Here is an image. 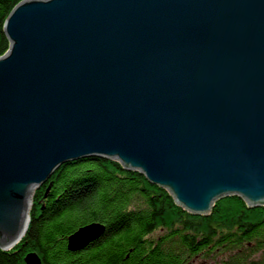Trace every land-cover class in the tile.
Masks as SVG:
<instances>
[{"label":"water","instance_id":"water-1","mask_svg":"<svg viewBox=\"0 0 264 264\" xmlns=\"http://www.w3.org/2000/svg\"><path fill=\"white\" fill-rule=\"evenodd\" d=\"M4 32L1 248L26 232L34 190L89 156L196 214L230 194L264 204V0H22Z\"/></svg>","mask_w":264,"mask_h":264},{"label":"trees","instance_id":"trees-1","mask_svg":"<svg viewBox=\"0 0 264 264\" xmlns=\"http://www.w3.org/2000/svg\"><path fill=\"white\" fill-rule=\"evenodd\" d=\"M20 1L0 0V56L10 47L4 32L6 18ZM50 182L49 203L60 205L52 211V220L58 221L55 226L58 234L72 233L80 224L92 219L112 225L117 217L118 231L109 235H119L122 262L128 259L125 257L134 247L126 263L156 264L157 256L147 258L151 246L148 247L146 240L158 229L166 231L163 236H182L184 252L201 250L211 242L214 250L220 252L237 248L238 251L228 255L221 264H244L248 258L241 254H248L246 241L254 240L257 248L264 247V204L252 206L240 195L230 194L218 198L208 214H193L177 204L167 189L150 183L141 172L126 169L115 159L89 156L62 163L47 183L36 190L29 229L16 246L0 247V264H26L27 250L46 252L43 264H52L51 246L41 239L43 234L39 229L43 226L35 218V209L42 203L40 200ZM58 195L60 199L55 201ZM157 251L156 255L161 256ZM104 255L106 258V253Z\"/></svg>","mask_w":264,"mask_h":264},{"label":"flooded vegetation","instance_id":"flooded-vegetation-1","mask_svg":"<svg viewBox=\"0 0 264 264\" xmlns=\"http://www.w3.org/2000/svg\"><path fill=\"white\" fill-rule=\"evenodd\" d=\"M59 199L60 195L54 198L55 201ZM49 200H51L49 192H46V194H44V198H42L39 216L36 215L35 218L40 221L42 223L41 226H43L41 229H39L41 234H43V236H40L41 239L49 242L51 246L50 251H52V264H133L131 261L129 263H126L125 261L129 260L130 254L134 250V247H131L129 253L126 255L125 258L128 259L122 262L120 260V242L118 241L119 235H109L113 231H118L119 225L117 217L113 220L112 225H108L97 219H92L80 224L75 231H72V233L70 231L58 234L55 227L58 221L57 219L52 220V211L55 212V210L59 208L60 205L49 203ZM50 223H52V226ZM92 223L101 224L103 226V230L98 234V236L96 235L95 238L90 239V241L83 247L78 249H70L68 241L71 234L75 233L81 227H85ZM160 230L163 231V229ZM168 238L170 237H165L163 240H167ZM208 248L212 249L210 252L211 254H209L210 256H207V254L203 251L204 249ZM214 249L215 247L212 243H210L207 246H204L201 250H193V253L188 261H186V263L184 261L182 264H216V260L211 256ZM35 253L38 254L41 264H43V258L46 256V252L36 251ZM105 253L107 255L106 258L104 255ZM154 256H157L158 258V254L156 255L155 250L151 249V251L147 253V258H153ZM168 261V257L163 255L160 257V259L156 260L155 263L166 264ZM25 263L27 264L26 260Z\"/></svg>","mask_w":264,"mask_h":264},{"label":"rangeland","instance_id":"rangeland-1","mask_svg":"<svg viewBox=\"0 0 264 264\" xmlns=\"http://www.w3.org/2000/svg\"><path fill=\"white\" fill-rule=\"evenodd\" d=\"M47 181L45 183H47ZM45 194H46V192H45ZM35 195H36V191H35L34 195L32 196V202H33V200H35V198H34ZM40 201L42 202V199ZM40 205L41 204L38 203V205L36 207L37 209H35V217H36V215L39 216V213H40V210H41L40 209ZM32 209H33V205H31V207H30V212L32 211ZM201 214H204V213H201ZM198 215H200V214H198ZM26 232L24 233V235L26 234ZM164 233H166V231H161L160 229H158L153 234L149 235V237H147L148 239L146 240V241H149L148 242V247L151 246V249L158 250L157 252L161 256L166 255L168 258L171 257V260L168 261L170 263H171V261H174V260H177V261L179 260L180 261L179 264H182L184 261L186 263V261H188V259L192 255L193 251L190 250V249H186L185 252H184V249H182V248H184L185 246H184V243H183V240H182V236H179V235L178 236H174L173 235L172 237L168 238L167 240H163V238L169 237V236H163ZM24 235L22 236V238L24 237ZM71 236H72V234H71ZM71 236L69 237V241H70ZM151 241H154V243H151ZM209 241H210V239H209ZM246 242L245 243L249 245L248 246L249 247L248 248L249 249L248 254H246V253L245 254H241L242 257L248 258V260L246 259V262L244 264H264V247H258L257 248L256 247V242L254 240L253 241L249 240V241H246ZM182 246H184V247H182ZM221 248L224 249L223 247H221ZM229 249L230 248L226 249L228 251H221V252L217 251V250L213 251L211 256H212L213 259L216 260V264H221L223 259H228L229 258V257H227L228 255H232V254H234V253H236L238 251L237 248H235L236 250L233 249L232 251H230ZM211 250H212L211 248H208V249H204L203 251L207 254V256H210L209 254H211L210 253ZM30 252L31 253H35L36 251L27 250V252L24 255V259L27 256V254L30 253ZM161 256H158L157 259H160ZM244 258H240V259H244Z\"/></svg>","mask_w":264,"mask_h":264},{"label":"bare ground","instance_id":"bare-ground-1","mask_svg":"<svg viewBox=\"0 0 264 264\" xmlns=\"http://www.w3.org/2000/svg\"><path fill=\"white\" fill-rule=\"evenodd\" d=\"M107 158V157H106ZM111 159V158H110ZM113 159V158H112ZM116 161H118V162H120L122 165H123V163L121 162V161H119V160H117V159H115ZM123 167L124 168H126L125 167V165H123ZM57 169V168H56ZM55 169V170H56ZM127 169V168H126ZM54 170V171H55ZM54 171H53V173H54ZM140 172V171H139ZM52 173V174H53ZM52 174H51V176H52ZM144 175V174H143ZM50 176V177H51ZM149 181V180H148ZM150 182V181H149ZM150 183H152V182H150ZM42 184H44V183H42ZM152 184H154V183H152ZM51 185H52V182H50L49 184H48V187L50 186V188H51ZM155 185H157V184H155ZM159 186V185H158ZM48 187H47V190H46V192L48 193L49 192V190H50V188L48 189ZM160 187H162V186H160ZM164 188V187H163ZM38 188H36L35 190H34V193H35V191L37 190ZM166 189V188H165ZM34 193H33V195H34ZM217 201V200H216ZM216 201H214V203H213V206H214V204L216 203ZM245 201H246V199H245ZM32 202V201H31ZM247 202V201H246ZM34 203H35V201L33 200V202L31 203V205H34ZM250 205V204H249ZM261 205H263V204H261ZM181 206V205H180ZM31 207V206H30ZM182 207V206H181ZM184 208V207H183ZM185 209V208H184ZM187 210V209H186ZM188 211V210H187ZM190 212V211H189ZM191 213H193V212H191ZM194 214V213H193ZM196 214V213H195ZM29 216H30V218H28V220L31 222V214L29 213ZM29 226H30V223H28V226L26 227L27 229H26V231H28V229H29ZM103 230V227H99L98 225L96 226V228L94 229V230H86V231H82L81 232V234H78V236L77 237H74V238H72L71 239V241H72V244L74 245V243H76V244H80L81 245V247H83L84 245H86L89 241H90V239H93V238H95L96 237V235L98 236V234L101 232ZM96 231V232H95ZM98 231V232H97ZM91 235V236H90ZM83 238H84V240H83ZM89 238V239H88ZM21 240V239H20ZM20 240H18V241H15V243H13L12 245H10L9 247L10 248H12V247H14V246H16L18 243H19V241ZM72 245V246H73ZM74 246H78V245H74ZM10 248H8V249H10ZM2 249H4V248H2ZM70 249H74L73 247H71L70 246Z\"/></svg>","mask_w":264,"mask_h":264}]
</instances>
